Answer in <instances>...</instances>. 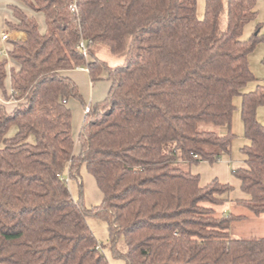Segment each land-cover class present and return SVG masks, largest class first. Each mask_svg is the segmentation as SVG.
<instances>
[{"label":"trees","instance_id":"trees-1","mask_svg":"<svg viewBox=\"0 0 264 264\" xmlns=\"http://www.w3.org/2000/svg\"><path fill=\"white\" fill-rule=\"evenodd\" d=\"M17 1L6 26L26 38L8 41L10 74L0 46V264H110L66 179L83 166L103 193L92 213L124 240L127 264H264V238L230 233L245 217L218 215L234 187L191 170L231 154L241 96L249 143L232 174L246 198L235 203L264 215V80L249 62L262 26L242 39L258 0H206L203 19L197 0ZM103 48L123 63L99 58ZM83 66L110 89L90 102L77 154L69 102L89 104L69 72Z\"/></svg>","mask_w":264,"mask_h":264},{"label":"rangeland","instance_id":"rangeland-1","mask_svg":"<svg viewBox=\"0 0 264 264\" xmlns=\"http://www.w3.org/2000/svg\"><path fill=\"white\" fill-rule=\"evenodd\" d=\"M226 1V0H225ZM206 0H197V17L203 19L205 15ZM258 17L255 21L248 24L242 36L243 40L249 39L252 34L255 32L257 26L260 24L262 26L261 33L264 34V0H258L257 3ZM226 22V21H225ZM4 29V28H2ZM3 31V30H2ZM9 45V47H8ZM4 44L1 46L2 49L6 52L3 53V58H5L11 64V58L9 52L11 51L10 44ZM97 56L109 63L110 66H117L123 63V58L112 56L106 48L97 50ZM264 42L259 44L253 53L250 55L249 62L251 70L255 75L256 79L260 82L264 80ZM15 63V62H14ZM16 64V63H15ZM82 68H85L84 66ZM15 69V66L10 65L8 72ZM78 81L76 82L79 85L80 93L83 97L85 103L89 104L91 99L96 103L103 102L107 96L110 89L108 81L95 82L96 88L91 90L90 80L88 74H85L83 71H77ZM258 82L249 83L243 90L242 93H248L256 89ZM6 90L10 94V77L6 81ZM0 98L4 99V93L0 89ZM91 101V102H92ZM95 104V103H94ZM241 104L242 97L237 96L235 98L236 109L233 114V121L231 130L234 134L232 152L230 155L224 157L222 161H228L232 164V169H225L226 173L231 177L232 182L230 183L234 187V191L231 193L232 202L226 207V213H231L237 216H244V220L236 221L232 224L230 233L234 238L238 239H259L264 238V215L256 216L250 212L247 208L237 205L235 200L241 199L242 196H245L240 189L239 181L233 176L232 171L236 164L244 160V155L241 149L247 145L249 142L245 138V129L244 124L241 118ZM12 104L8 105V109H11ZM69 107L72 110L73 114V127L72 133L76 141V153H79V144L78 138L84 124L85 112L84 105L81 100L72 99L69 102ZM258 119L261 124L264 125V106L259 109ZM211 129L210 126H206ZM225 128L220 129V134L226 135L227 130ZM14 128L10 130V135L14 134ZM66 179L70 181V189L72 196L75 200L80 201L86 210L95 211L103 202V193L98 186L96 179L87 171L86 166H83L80 170L79 180L69 177V174H66ZM82 184V186L80 185ZM223 210V209H222ZM92 212H89L87 215V222L96 236L99 245L102 247L104 253L108 257L110 264H127L125 259L117 253L118 251H125L124 240L121 238L116 242H113V238L110 232V221L106 216L95 215ZM218 215L220 213L218 212Z\"/></svg>","mask_w":264,"mask_h":264},{"label":"crops","instance_id":"crops-1","mask_svg":"<svg viewBox=\"0 0 264 264\" xmlns=\"http://www.w3.org/2000/svg\"><path fill=\"white\" fill-rule=\"evenodd\" d=\"M18 4L19 3L17 0H0V35L4 34V33H7L9 35V39L7 41H1L0 40V46H4V44H7V45L10 44L8 42L10 40H24L26 38V35L24 33L16 32V31H9L7 26H6L7 22L13 21V14H12V11L10 9V6L11 5H18ZM258 14H259V12H258ZM39 21L44 25L43 26L44 30H42V32H46L44 18L42 16H39ZM2 28H4V29H2ZM8 47H9V45H8ZM10 48L12 49L11 44H10ZM2 51H3L2 52V57H3V53H6V52L3 49H2ZM10 60H11V64L8 61V66H7L8 69H9L10 65H12V64L15 66V70L18 69V65H16L12 59H10ZM77 71H83V72H85V74H88V78L90 80V87H91V90L93 92V90L96 88V84L92 83L87 69L77 68V69L69 72V76H71L75 81L76 80L78 81L77 74H76ZM108 85L110 86V83ZM91 101H92V99H91ZM92 103H96V102L92 101ZM260 108H262V107H260ZM258 112H259V110H258ZM257 117H258V114H257ZM225 130H226V128L224 129V131ZM231 167H232V164H230V162H228V161L227 162L221 161V162L214 164V165H210L208 163L203 162L197 166H193L191 168V170L194 174H199L201 176V184L206 185L216 178L219 179L223 183H231L232 182V180H231L232 176L229 177V175L226 173V170H225V169H227V170L232 169ZM241 167H244L243 161L236 164V166H234L235 169L241 168ZM239 185H240V182H239ZM242 198H246V196H242ZM229 201L230 202H228L225 206L218 209L220 214L226 212V207L228 205H230V203L232 202L231 197L229 198Z\"/></svg>","mask_w":264,"mask_h":264},{"label":"built area","instance_id":"built-area-1","mask_svg":"<svg viewBox=\"0 0 264 264\" xmlns=\"http://www.w3.org/2000/svg\"><path fill=\"white\" fill-rule=\"evenodd\" d=\"M71 7H72V9H76L75 5H72ZM8 39H9V35L7 33H4V34L0 35V40L1 41H7ZM80 47L83 50L84 55L87 56V48H86L85 44L81 43ZM80 68L81 67H79V69ZM89 111H90V103H89V106L86 108L85 113H88Z\"/></svg>","mask_w":264,"mask_h":264}]
</instances>
